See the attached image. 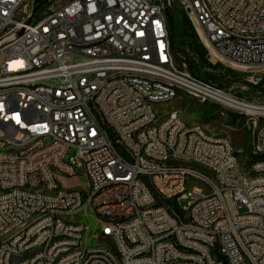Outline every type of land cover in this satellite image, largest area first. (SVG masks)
<instances>
[{
  "label": "built area",
  "instance_id": "2783aa9c",
  "mask_svg": "<svg viewBox=\"0 0 264 264\" xmlns=\"http://www.w3.org/2000/svg\"><path fill=\"white\" fill-rule=\"evenodd\" d=\"M173 2L0 0V73L6 74L0 85V264L28 247H45V254L27 264H115L105 246H79V239L104 237L116 238L125 264H168V258L264 264V178L241 177L227 137H207L180 112L156 121L157 112L143 104V97L181 96L175 83H186L235 114L240 106L264 114V101L190 71L170 34ZM180 2L211 58L212 49L247 72H264V0ZM23 72H31L30 83L7 86L8 76ZM74 78H81L80 87H73ZM34 80L43 87L33 88ZM147 118H155V127L142 132ZM253 140L260 149L251 158L264 155V127ZM5 145H26L27 153L2 156ZM164 156L203 159L219 168L220 179L165 164ZM77 169L88 180L86 191L59 181V172L79 175ZM190 178L212 192L189 190ZM24 181H36V190L19 192ZM38 186H46V194H38ZM48 188L59 198H48ZM94 188H101L98 199H91ZM192 202H199L198 212H191ZM120 213L134 214V222H122ZM61 214H75L80 225L61 223ZM81 215L96 225L81 223ZM153 233H161V242L151 243ZM169 234L197 255H182ZM125 238L137 239V246H125ZM139 250H152V258L137 259Z\"/></svg>",
  "mask_w": 264,
  "mask_h": 264
},
{
  "label": "rangeland",
  "instance_id": "374dc122",
  "mask_svg": "<svg viewBox=\"0 0 264 264\" xmlns=\"http://www.w3.org/2000/svg\"><path fill=\"white\" fill-rule=\"evenodd\" d=\"M169 14L174 29V43L185 53L184 56L188 61V66L191 65L194 68L197 76L209 80L218 86H223L228 90L231 89L232 93L250 101H264V72H247L243 68L240 69L223 60L221 56L218 59H214L213 56L211 58L209 50L201 41L186 12L183 10L180 0H174L169 9ZM183 20L188 22V24H184ZM258 78L261 80L258 84H254V82L258 81ZM244 83L249 87L248 90H243L240 87V84ZM181 92V96L170 102L155 104L154 110L157 114L165 116L174 109H180L181 118L186 123L198 122L207 129L209 128V131L228 134L239 152V159L243 167L247 169L251 161L250 151L253 147V138L256 130L249 118L245 115L228 111L222 105L208 101L202 102L183 91ZM221 110L227 111L228 115H225ZM77 173L79 175L59 176V181L63 187L68 189L88 190L86 176L80 175L83 174V170L77 169ZM194 187L203 189L207 194L212 192L210 186L205 182L190 178L188 180V188L192 190ZM186 203L184 200L183 204ZM81 219L96 225L95 220L90 218V216L81 215ZM86 240V244L89 246L99 244L98 239Z\"/></svg>",
  "mask_w": 264,
  "mask_h": 264
},
{
  "label": "bare ground",
  "instance_id": "6f19581e",
  "mask_svg": "<svg viewBox=\"0 0 264 264\" xmlns=\"http://www.w3.org/2000/svg\"><path fill=\"white\" fill-rule=\"evenodd\" d=\"M199 4H206V0H199ZM212 56L219 58L215 51L211 49ZM242 69L243 67L237 66ZM6 74L0 73V85H5ZM31 72H23L22 76H8L7 86H14L15 88H22L23 83H30ZM161 82H169V75H161ZM81 86V78L73 79V87ZM43 80H34L33 88H42ZM176 92H185L187 95L198 99L202 102H216L215 95H203L201 92H197L194 88H188L186 83H175ZM179 96H170L169 98H155L150 101V97H143V104H150V110H154V105L157 103L170 102ZM224 106L228 111L235 112L234 107L225 106V104H217ZM242 110L237 111L238 114L245 115L254 125L255 135L264 127V114L263 111L258 108H252L250 106H240ZM181 113V110L174 109L165 116H159L156 113V121H163V118H173L175 114ZM192 125H196L199 128H205V134L209 138H223L227 137V143L230 147V160L234 162L236 170H239V174L243 178L256 179L264 178V171L255 170L252 171V167L264 166V155L256 156L251 158L248 168L245 169L239 159V152L228 134L224 135H213L209 130L198 122H192ZM155 127V118H147L142 122V132H151V129ZM260 140H253V147L250 151L251 154L259 153ZM27 153L26 145H5L2 147V156L21 155ZM164 163L172 166L188 167L190 170H194L196 174H202L204 177H212L213 179H220V171L217 167H211L210 163L203 161V159L188 158L183 156H164ZM59 176H74L70 172H59ZM36 190V181H24L19 185V192H32ZM38 194H46V186H38ZM98 195H101V188H94V192H91V199H98ZM4 197V190L0 189V198ZM48 198H59V191L55 188H48ZM144 210H151V203H144ZM199 211V202L191 203V212ZM83 216V215H82ZM86 216V215H85ZM90 216V215H87ZM120 220L122 222H134V214L120 213ZM61 223H67L69 225H80V218L75 214H61ZM81 223H87L81 219ZM99 244L93 246H105V252L108 253L109 257L114 259L115 264H125V255H123L120 246L116 245V238L104 237L98 238ZM161 242V233H153L151 235V243ZM168 242L173 246H181L182 255L193 256L197 255V248L189 245H182V239L178 234H169ZM216 242H223V235H216ZM86 239H79V246H89L86 244ZM125 246H137V239L125 238ZM45 254V247H28L25 251H15V256H7V264H16V258L18 264H27L28 261H33L36 255ZM152 258V250H139L137 251V259L147 260ZM168 264H182L181 258H168Z\"/></svg>",
  "mask_w": 264,
  "mask_h": 264
},
{
  "label": "trees",
  "instance_id": "16d2710c",
  "mask_svg": "<svg viewBox=\"0 0 264 264\" xmlns=\"http://www.w3.org/2000/svg\"><path fill=\"white\" fill-rule=\"evenodd\" d=\"M168 15H170L169 14V11H168ZM169 21H170V34H171V36H172V39H173V41H174V29H173V24H172V22H171V18H169ZM183 23L184 24H188V22H186V21H184L183 20ZM190 25V24H189ZM175 44V43H174ZM175 49H176V51H178V52H181L182 53V55L184 56V52L183 51H181L176 45H175ZM185 57V56H184ZM189 69H190V71L193 73V74H196L195 73V71H194V68L190 65L189 66ZM221 87H223V86H221Z\"/></svg>",
  "mask_w": 264,
  "mask_h": 264
},
{
  "label": "crops",
  "instance_id": "0c3cea01",
  "mask_svg": "<svg viewBox=\"0 0 264 264\" xmlns=\"http://www.w3.org/2000/svg\"><path fill=\"white\" fill-rule=\"evenodd\" d=\"M180 110V109H179ZM221 112H223L225 115H228V113H227V111H223V110H221ZM230 113V112H229ZM208 130H209V128H208ZM209 132H211L213 135H224V134H226V133H220V132H217V131H215V132H212V131H209Z\"/></svg>",
  "mask_w": 264,
  "mask_h": 264
}]
</instances>
